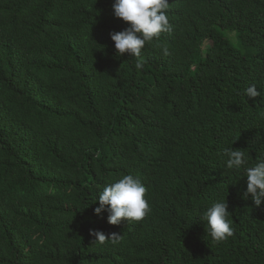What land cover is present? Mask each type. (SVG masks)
Wrapping results in <instances>:
<instances>
[{"label":"trees","instance_id":"1","mask_svg":"<svg viewBox=\"0 0 264 264\" xmlns=\"http://www.w3.org/2000/svg\"><path fill=\"white\" fill-rule=\"evenodd\" d=\"M112 3L0 0V264H264V197L224 156H264V0H169L140 70ZM125 174L151 211L113 225L95 199Z\"/></svg>","mask_w":264,"mask_h":264},{"label":"clouds","instance_id":"2","mask_svg":"<svg viewBox=\"0 0 264 264\" xmlns=\"http://www.w3.org/2000/svg\"><path fill=\"white\" fill-rule=\"evenodd\" d=\"M111 7L114 17L128 25L124 30L111 33L117 54L127 52L136 57L135 67L140 70L145 63L141 49L146 43L158 39L162 32L171 31L172 26L167 15L169 0H113ZM243 95L248 99L256 98L261 92L257 90L256 85H250ZM224 156L229 169H244L247 193L252 194L254 204L258 207L261 197H264V156L258 158L251 166H246L249 164L247 154L238 148H226ZM146 192V186L138 177L125 174L102 188L95 199L98 200L99 206L94 212L99 214L102 210H107L108 222L113 225L119 224L121 218L141 220L151 211L145 198ZM228 217V206L224 201L212 203L203 213L202 219L206 222L207 233L214 241H225L233 235ZM91 234L95 235L96 241L101 244L107 239H111L113 243L119 240L116 233H112L110 237L100 231H93Z\"/></svg>","mask_w":264,"mask_h":264},{"label":"rangeland","instance_id":"3","mask_svg":"<svg viewBox=\"0 0 264 264\" xmlns=\"http://www.w3.org/2000/svg\"><path fill=\"white\" fill-rule=\"evenodd\" d=\"M232 40H234L235 38L233 37V35L231 36Z\"/></svg>","mask_w":264,"mask_h":264}]
</instances>
